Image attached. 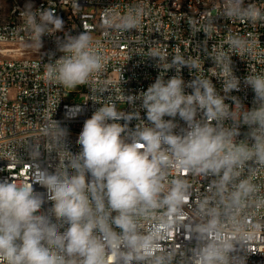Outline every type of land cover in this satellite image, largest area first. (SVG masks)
I'll use <instances>...</instances> for the list:
<instances>
[{"label":"clouds","instance_id":"1","mask_svg":"<svg viewBox=\"0 0 264 264\" xmlns=\"http://www.w3.org/2000/svg\"><path fill=\"white\" fill-rule=\"evenodd\" d=\"M75 7H80L78 0ZM34 8L29 0L20 13L29 46L39 52L42 37L55 36L56 51L62 53L55 59V52L47 53L48 83L75 88L104 69V57L87 31L72 35L51 8ZM223 16L255 23L264 21V9L245 0H224ZM142 18V7L125 14L105 9L103 26L130 31ZM189 23L194 36L205 33L197 43L203 58L179 49L169 57L157 43L148 55L159 69L155 81L137 94L122 91L130 111L118 110L110 100L99 103L84 119L75 141L78 150L72 151L66 122L83 116L87 103L66 105L63 120L48 129L60 148V162L20 183L0 176V264H169L161 229L142 232V221L157 218L159 210H166L164 216L180 210L188 200V174L217 177L214 187L220 194L231 185L233 205L257 191L251 177L235 181L245 166L264 169V74L243 78L254 93L252 107L245 106L232 95L242 84L232 56L254 57L259 38L229 33L228 51L215 46L209 51L213 18L203 29L196 20ZM206 59L212 62V77L205 75ZM185 68L192 77L188 81ZM171 70L175 74L166 79ZM197 231L201 239L212 237L197 252V264H226L231 245L217 233L215 219Z\"/></svg>","mask_w":264,"mask_h":264},{"label":"built area","instance_id":"2","mask_svg":"<svg viewBox=\"0 0 264 264\" xmlns=\"http://www.w3.org/2000/svg\"><path fill=\"white\" fill-rule=\"evenodd\" d=\"M182 1H193L194 7L202 6L200 17H193V12H179ZM249 1L264 9V0ZM76 3L77 0H46V6H54V12L65 21V31L72 35L87 31L93 48L104 57V69L81 85V101L67 100L70 88L44 79L46 63L50 62L47 53L55 52L53 59L62 53L56 51L55 36L42 37L44 46L39 52L29 46L31 38L20 14L23 5H16L15 22L0 29V176H11L20 183L31 180L37 169H51L60 162V148L48 129L53 121L63 120L66 105L87 103L83 116L66 122L72 151L78 150L75 141L84 119L91 116L99 103L110 100L118 110L130 111L122 91L124 95L137 94L155 81L159 69L155 67L156 59L148 55L157 43L169 57L179 49L185 56L203 58L205 53L197 43L206 38L205 33L201 30L194 36L190 19L198 21L197 27L203 29L207 18H213L215 27L210 32L209 51L213 46L228 51L225 40L229 33L259 38L254 57L232 56L234 73L242 81L241 91H234L232 95L252 107L254 93L243 85V78L253 73L264 74V21L228 19L223 16L219 1L213 0H78L80 7H75ZM141 7L143 18L137 28L122 31L103 26L105 9L125 14ZM56 35L62 37L63 33ZM211 66L212 62L206 59L205 75L209 77H212L208 70ZM174 74L171 70L165 78ZM182 75L186 81L192 78L187 68ZM213 83L219 91L221 85L215 77ZM249 177L257 191L241 205H233L231 185L228 192L220 194L214 187L217 177L188 174V200L180 210L168 216H164L166 210L157 211V218L142 221L141 231L161 229L164 239L160 243L169 264H197V252L212 239H201L197 229L215 219L217 233L231 245L226 253V264H264V169H257L254 164L245 166L235 183ZM213 210L214 216L210 215Z\"/></svg>","mask_w":264,"mask_h":264},{"label":"bare ground","instance_id":"3","mask_svg":"<svg viewBox=\"0 0 264 264\" xmlns=\"http://www.w3.org/2000/svg\"><path fill=\"white\" fill-rule=\"evenodd\" d=\"M213 1H219L221 7L224 6V0H213ZM248 3H252V1L245 0V4ZM16 5L14 6L13 11L8 18L3 19L0 17V29L4 27H9L11 26V23L15 22ZM34 6L36 7L34 9H38L39 7H46V8H51L54 11V6H46V0H39L36 4H34ZM179 12H193V17H200V15L202 14V6L194 7L193 1H182L179 4Z\"/></svg>","mask_w":264,"mask_h":264},{"label":"rangeland","instance_id":"4","mask_svg":"<svg viewBox=\"0 0 264 264\" xmlns=\"http://www.w3.org/2000/svg\"><path fill=\"white\" fill-rule=\"evenodd\" d=\"M38 1L39 0H31L33 4H36ZM27 2H29V0H0V17L3 19L8 18L11 15L14 6L17 3H20L21 5L24 6ZM70 89L72 91L66 95V99L69 101L71 100L81 101L82 97L79 94V90H82V86L79 85L75 88H70Z\"/></svg>","mask_w":264,"mask_h":264}]
</instances>
